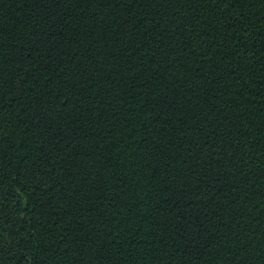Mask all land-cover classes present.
<instances>
[{
  "label": "trees",
  "instance_id": "obj_1",
  "mask_svg": "<svg viewBox=\"0 0 264 264\" xmlns=\"http://www.w3.org/2000/svg\"><path fill=\"white\" fill-rule=\"evenodd\" d=\"M0 264H264V0H0Z\"/></svg>",
  "mask_w": 264,
  "mask_h": 264
}]
</instances>
